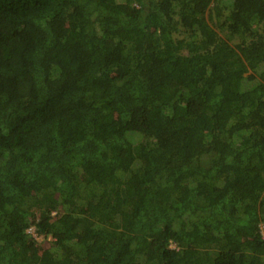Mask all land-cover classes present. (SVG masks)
<instances>
[{
  "label": "trees",
  "instance_id": "obj_1",
  "mask_svg": "<svg viewBox=\"0 0 264 264\" xmlns=\"http://www.w3.org/2000/svg\"><path fill=\"white\" fill-rule=\"evenodd\" d=\"M260 226L264 0H0V264H264Z\"/></svg>",
  "mask_w": 264,
  "mask_h": 264
},
{
  "label": "rangeland",
  "instance_id": "obj_2",
  "mask_svg": "<svg viewBox=\"0 0 264 264\" xmlns=\"http://www.w3.org/2000/svg\"><path fill=\"white\" fill-rule=\"evenodd\" d=\"M28 232H30L33 236H35V235L33 234V229H29ZM260 232H261L262 236L264 237V228H263L262 226H260ZM35 237H36V236H35ZM47 239H48V240H51V237L48 236ZM36 240H37L38 242H41V241L43 240V236L36 237ZM172 247H173V246H172Z\"/></svg>",
  "mask_w": 264,
  "mask_h": 264
}]
</instances>
